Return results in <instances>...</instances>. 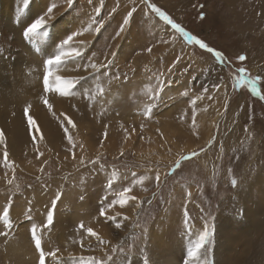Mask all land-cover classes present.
<instances>
[{"label":"rangeland","instance_id":"1","mask_svg":"<svg viewBox=\"0 0 264 264\" xmlns=\"http://www.w3.org/2000/svg\"><path fill=\"white\" fill-rule=\"evenodd\" d=\"M231 1L0 0V264H264V0Z\"/></svg>","mask_w":264,"mask_h":264},{"label":"bare ground","instance_id":"2","mask_svg":"<svg viewBox=\"0 0 264 264\" xmlns=\"http://www.w3.org/2000/svg\"><path fill=\"white\" fill-rule=\"evenodd\" d=\"M231 2H234V3H236V2H238L239 3V5L238 6H242V7H244L245 6V4L247 3V5L246 6H248V5H251L252 3H254V2H257V0H232ZM241 2V3H240ZM250 2H252V3H250ZM263 5V4H262ZM238 6L237 7H235L236 9L238 8ZM260 12L262 13L263 11H262V9H260ZM259 12V13H260ZM255 14V13H254ZM260 17V16H259ZM247 25V27L249 26L248 25V23L246 24ZM160 29H163V30H165V32H166V34H168V31L166 30V29H164V28H160ZM177 43V42H176ZM178 45V44H177ZM180 47V46H179ZM178 50V49H177ZM179 51V50H178ZM183 56V55H182ZM185 59V58H184ZM187 59V58H186ZM189 60H190V58H188ZM220 86V85H219ZM221 87V86H220ZM222 89V88H221ZM220 90V89H219ZM223 90V89H222ZM201 125V124H200ZM184 151H190V147H188V148H186ZM207 164V163H206ZM208 165V164H207ZM264 165V164H263ZM261 177V176H260ZM258 179H260V178H258ZM261 181V180H260ZM257 182V181H256ZM256 185L258 186V187H261V186H264V182H257L256 183ZM252 187V186H251ZM264 189H260L259 190V194H257L256 195V197H252V195H251V197L253 198L252 200H250L249 202H251L250 203V207H249V209H248V213H249V218H250V223H249V225L252 227V228H256V230L257 229H259L260 228V225L262 224V222H260V220L259 221H257L256 219L257 218H255L256 217V215H257V213L259 212V211H261L262 213H260L261 215H263V213H264V210H263V205H264V191H263ZM247 192V191H246ZM244 195V194H243ZM246 197H247V195H246ZM247 216V217H248ZM258 216V215H257ZM252 217H254L255 218V220L257 221V222H254L255 220H252ZM264 217V216H263ZM253 218V219H254ZM261 219V218H260ZM264 219V218H263ZM262 220V219H261ZM263 221V220H262ZM263 225V224H262ZM245 227V226H244ZM251 227H249V228H251ZM246 229V228H245ZM263 229V228H262ZM251 231V230H250ZM260 231V230H259ZM264 234V233H263ZM262 236V235H261ZM264 236V235H263ZM264 239V238H263ZM264 241V240H263ZM264 244V243H263ZM264 247V246H263ZM261 250V249H260ZM260 250H259V252L256 250V253L257 254H261V252H260Z\"/></svg>","mask_w":264,"mask_h":264},{"label":"snow or ice","instance_id":"3","mask_svg":"<svg viewBox=\"0 0 264 264\" xmlns=\"http://www.w3.org/2000/svg\"><path fill=\"white\" fill-rule=\"evenodd\" d=\"M30 3V0H25V9L27 7V4ZM130 22V17L129 18H126L125 21L123 22V25L124 26H127ZM46 25H44L42 22H37L36 24L32 25L30 27V29L26 30L25 32V36L27 37L30 33L31 34H37L39 32V29L42 28V27H45ZM33 29H36L37 32H33L32 30ZM97 31H99V29H97ZM121 31H123V26L121 28ZM71 42V38H69V43ZM67 45H65L63 42H61L60 45L57 46V54H56V58L53 59V58H49L50 60H52V63L54 64H62L65 60V57L64 55L62 54L63 53V50L65 49ZM215 51V50H214ZM81 55V53H79ZM76 54L74 53L73 56H75ZM52 64H48L47 67L51 68ZM54 208L51 210L50 212V219H49V222L46 223V226H51V223H53V220H54ZM191 251V250H190Z\"/></svg>","mask_w":264,"mask_h":264},{"label":"trees","instance_id":"4","mask_svg":"<svg viewBox=\"0 0 264 264\" xmlns=\"http://www.w3.org/2000/svg\"><path fill=\"white\" fill-rule=\"evenodd\" d=\"M163 18L167 19L164 20ZM162 19L163 21L165 22L166 21V24L172 26L173 28H175L178 32H180L178 30V26L176 24H174L172 21H171V18L169 19L168 16H164ZM236 66L237 68H235L236 72H232L233 75H235L237 78H238V84L237 85H241L242 83L245 85V86H249V85H255V83L257 81H255V78L252 74H250L246 69L245 67H242V66H237V65H234ZM258 84V83H257ZM256 84V85H257ZM256 89L257 91L259 90L258 87L256 86Z\"/></svg>","mask_w":264,"mask_h":264}]
</instances>
